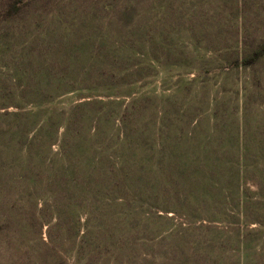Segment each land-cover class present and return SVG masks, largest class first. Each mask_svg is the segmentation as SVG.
Instances as JSON below:
<instances>
[{"label": "rangeland", "instance_id": "1", "mask_svg": "<svg viewBox=\"0 0 264 264\" xmlns=\"http://www.w3.org/2000/svg\"><path fill=\"white\" fill-rule=\"evenodd\" d=\"M264 0H0V264H264Z\"/></svg>", "mask_w": 264, "mask_h": 264}, {"label": "trees", "instance_id": "2", "mask_svg": "<svg viewBox=\"0 0 264 264\" xmlns=\"http://www.w3.org/2000/svg\"><path fill=\"white\" fill-rule=\"evenodd\" d=\"M264 55V44L258 51H255L250 57L246 58L243 64L245 66L254 64L261 56Z\"/></svg>", "mask_w": 264, "mask_h": 264}]
</instances>
